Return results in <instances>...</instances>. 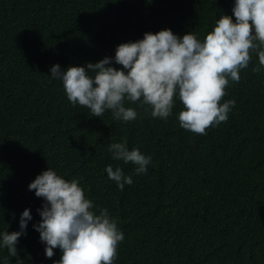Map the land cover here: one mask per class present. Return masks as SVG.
I'll use <instances>...</instances> for the list:
<instances>
[{"label": "trees", "instance_id": "trees-1", "mask_svg": "<svg viewBox=\"0 0 264 264\" xmlns=\"http://www.w3.org/2000/svg\"><path fill=\"white\" fill-rule=\"evenodd\" d=\"M231 7L232 0H0V231L18 230L19 213L30 210L15 245L24 264H52L60 255L56 248L45 257L31 227L42 198L26 186L46 167L77 179L93 211L106 208L116 219L124 239L113 264H264V67L253 70L257 50L249 49L240 79L229 80L218 101H235L227 119L204 134L180 127L178 99L164 119L139 100L124 101L137 112L133 120L114 119L110 110L96 117L48 76L53 63H94L146 31L202 39ZM112 142L150 155L147 171L113 159ZM105 165L119 166L133 182L117 188ZM8 255L0 249V258Z\"/></svg>", "mask_w": 264, "mask_h": 264}, {"label": "clouds", "instance_id": "clouds-1", "mask_svg": "<svg viewBox=\"0 0 264 264\" xmlns=\"http://www.w3.org/2000/svg\"><path fill=\"white\" fill-rule=\"evenodd\" d=\"M231 13L220 15L202 39L190 31L182 35L168 28L146 31L141 38L118 43L112 56L94 63L64 68L53 63L48 76L61 83L69 102L85 106L96 117L110 110L114 119L133 120L137 112L125 107L124 101L139 100L149 106L145 112L164 119L174 98L178 99L183 105L176 114L180 127L204 134L210 124L227 119L235 101H218L229 80L240 79L239 69L248 65L249 49L257 50L259 67L253 70L264 67V0H232ZM108 150L113 159L135 165V173L147 171L151 157L138 148L129 150L123 142H112ZM105 172L119 189L133 182L119 166L105 165ZM26 187L42 198L36 209L39 220L31 227L43 244L44 256L50 258L54 249L60 250L52 264H113L124 234L106 208L98 214L93 211V202L77 179L66 180L46 167ZM30 220L26 207L19 213L18 230L0 231V249L9 254L0 258V264H10L9 257H16L15 264H24L15 245Z\"/></svg>", "mask_w": 264, "mask_h": 264}]
</instances>
